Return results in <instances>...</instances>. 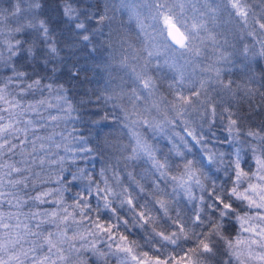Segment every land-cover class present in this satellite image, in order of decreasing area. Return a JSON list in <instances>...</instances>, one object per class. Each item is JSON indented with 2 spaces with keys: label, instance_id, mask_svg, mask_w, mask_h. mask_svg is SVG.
Instances as JSON below:
<instances>
[{
  "label": "snow or ice",
  "instance_id": "obj_1",
  "mask_svg": "<svg viewBox=\"0 0 264 264\" xmlns=\"http://www.w3.org/2000/svg\"><path fill=\"white\" fill-rule=\"evenodd\" d=\"M7 3L5 8L4 0H0V228L7 230L5 240L0 242V264H88V260L92 264H111L112 260L116 264H264V123L245 127L242 122L245 118L231 106L222 107L218 113L217 104L209 94L210 90H215L213 85H218L221 91L235 95L234 82L225 81L220 65L239 62L243 70L249 71L254 58L249 54V46L245 45L236 53L225 55L222 52L215 62L200 68L201 73L208 75L196 76L188 67L194 63V58L202 56L207 41L217 43L216 36L202 19L207 12L196 9L200 15L189 16L184 0H150L148 13L141 18L132 0L130 11L145 35L146 56L139 70L131 68L126 87L118 85V90L106 98L120 109L115 122L125 128L133 125L143 128L147 133L157 127L147 118L153 109H170L178 117L202 110L201 116L206 114L210 124L216 123L217 116L226 119V131L239 142L227 162L228 179L220 186L213 181L206 189L196 174L199 170L196 161L185 158L183 173L179 177L170 176L168 161L157 159L146 135L133 128L132 141L123 149L124 159L151 161L159 180L175 181L173 192L178 186L189 201L197 200L200 205L188 221H181L169 216L165 200H155L175 229L165 233L152 228L154 236H149L146 243L154 246L150 242L159 237L156 244L179 246L183 254L178 258L173 255L162 258L160 248L156 247L157 254L150 256L148 251H138L137 242L130 241L120 231L121 225L127 231L129 221L117 215L113 197L119 198L121 208L128 206L140 227L149 224L153 217L143 210L146 205L134 203L132 193L120 183L115 168L112 169L113 181L121 191L109 183L105 168L99 173L103 186L87 176V198L77 192L75 204L70 206H64L66 189L61 183L68 178L58 176L55 183L59 187L44 188L49 179L35 170H43L45 164H55L61 173L69 171L71 179L76 180L85 175L83 170L78 177L64 165L87 158L80 154L90 157L96 154L82 134L68 133L79 145L74 149L63 142L67 140L63 132L55 131L61 121L82 119L74 115L78 110L56 75V61L63 48L58 46L55 33L59 25H66L68 32L77 38L76 42L88 48L94 39L93 21L99 25L111 19L108 13L115 9L113 0L105 4L103 13L89 11L92 5L81 9L76 0H7ZM205 3L207 11L216 14L214 20L220 13L230 19L239 18L236 23L241 31L260 45L254 55L264 57V0H260L259 13L252 10L250 0H205ZM120 4L128 7L126 0H120ZM54 16L58 17L56 21ZM99 31L96 27V32ZM162 54L165 56L163 65L173 71L167 84L171 99L161 91L162 85L152 72L153 67L157 70L161 67L154 57ZM233 55L236 60L230 59ZM125 60L121 58V66H127ZM251 91L246 88L245 96ZM53 94L57 103L52 102ZM260 94L264 96V92ZM124 100L127 104L121 103ZM73 131H76L75 126ZM188 135L197 144L201 143L202 137L194 131H189ZM57 136L61 137L60 142ZM53 148L56 151L53 152ZM106 148L107 145L96 146L101 153ZM177 155L183 157L184 154L177 151ZM49 156L56 159L49 160ZM207 159L208 163L214 162L211 155ZM128 175L131 177V173ZM133 183L139 191H144L134 179ZM193 185L200 188L201 195L194 196ZM156 187L159 188V183ZM90 200H95V207ZM43 205L52 207L41 209ZM69 207L73 208L72 212ZM105 212L109 215L102 219ZM179 215L177 211V217ZM85 220L90 223L84 232L73 228ZM181 241L191 243L185 249ZM98 242L105 247H98ZM85 252L90 253L87 259L82 256Z\"/></svg>",
  "mask_w": 264,
  "mask_h": 264
},
{
  "label": "trees",
  "instance_id": "obj_2",
  "mask_svg": "<svg viewBox=\"0 0 264 264\" xmlns=\"http://www.w3.org/2000/svg\"><path fill=\"white\" fill-rule=\"evenodd\" d=\"M137 1L134 0L135 8ZM108 2L109 0H76L81 9H84L87 5H92L93 7L88 9L92 13H103L104 6ZM113 2L115 9L110 10L108 13L111 19L105 20L99 25L93 21L94 39L88 48L76 42L77 38L68 32L66 25H59L55 33L58 46L63 48L60 59L56 61L58 65L56 75L59 78V83L63 84L68 90V97L78 110L74 115L82 117V119L77 120L67 119L61 121L60 126L55 131L57 133L63 132L67 136V140L63 142L74 149L78 148L79 145L72 139V136H68V133L71 132L73 135L82 134L88 141V146L93 148L96 154L94 157H90L86 153L80 154L87 158L64 165L65 169L70 170L72 174L78 177H80V171L83 170L85 175L76 180L71 179L69 171L61 173L59 166L55 164H45L43 170L40 168L35 170L40 172V175L45 179H49V183L43 185L44 188L55 189L59 187L55 183L58 176L64 175L68 178L67 182L61 181V183L64 184L66 189L63 192L64 206H70L75 204L77 192L85 195L87 198L85 187L89 183L87 176L90 175L95 183L103 186L99 173L105 168L108 169L105 175L108 177L109 183L113 184V187H116L118 191H121L122 189L115 185L113 181L112 169L115 168L119 173L120 183L132 193L134 203L146 205L143 210L150 212L153 217V220L149 224L140 227L133 219L128 206L125 205L121 208L118 203L119 198L113 197L114 206L117 208V215L129 221L127 231H125V226L123 225H121L120 231L127 235L130 241L135 240L137 242L140 246L137 249L138 251H148L151 256L157 254L155 251L156 247L160 249L163 247V245L155 243V241L159 240V237H155V240L150 242L154 246L146 243V239L149 236H154L152 228H155L156 231H164L165 233L175 229V225L172 224V221L168 217L164 216L163 209L155 203V200H165L169 208V216L173 220L180 219L181 221H188V218L193 214V210L199 208L200 205L197 200L189 201L184 190L178 186L176 187V191L173 192V186L176 184L175 181L171 179H168L167 182L159 180V173L152 167L151 161L144 159L126 161L124 159L123 149L132 141V132L129 134L122 123L115 122L114 117L120 115V109L114 107L113 102L106 100V98L109 94L118 90V85L126 87L130 82L132 67H136L139 70L138 64L141 65L143 58L146 56L144 48L147 42L144 33L138 28L132 11H130L133 6L132 0H126L128 3L127 8L121 6L120 0H113ZM187 2V7H191L193 12L196 9L207 12L205 0H187ZM139 6L143 8L142 11L146 15L148 13V6L146 8L143 5ZM3 7H8L7 0H4ZM209 12L205 15V20L210 24L211 30L215 29L212 33L216 36L217 43L213 45L211 42H206V46H203L204 51L202 56L196 57L202 59L199 65L201 68L217 60L215 52L217 51L216 49H220L221 45H223L224 54H229L232 48L231 42L235 43V40H231L230 44H225L231 37H228V35L233 33V29L231 28V23L233 22L223 13L217 15V19L214 20L213 16L216 14ZM57 19L58 17H53L54 21ZM96 27L100 29L98 33L96 32ZM71 44L75 46L72 47ZM253 45L255 46L254 48ZM251 46L249 54L254 58L251 61L249 71L243 70L239 62L232 66L225 63H221L220 65L223 68L222 75L225 81L231 80L234 82L232 88L235 95L232 96L226 91H221L218 85H213L215 90H210L209 93L217 104L218 113L222 107L231 106L234 111L238 110V114L245 118L242 121L245 127L250 124L264 123V96L260 94L264 92V88H261V85L264 84V57L254 55L260 48L259 44L256 45L252 42ZM93 48L96 51H92ZM122 57L126 58V67L120 64ZM158 57H154V59ZM196 58H194V63L188 67V71L193 72L196 76H200L201 74L208 75L207 73H201L200 69L197 70L195 62L198 60ZM152 72L162 85L161 91L171 99L172 97L167 90V84L171 81L172 69L164 66L162 63L159 70L153 67ZM121 77H123V80L120 79ZM250 77L252 78L251 82ZM246 88L252 90L249 96H245L244 94ZM52 102L57 103L54 99V94ZM121 103L127 104V101L124 100ZM52 111L55 112V110ZM201 111H192L184 114H193L190 116L192 125L188 126L187 131L175 123H168L170 113L175 114L170 109H164L161 113L159 112L160 118L164 121L162 127L163 132L165 131L164 133L161 132L157 135L158 132L155 133V130L149 129L147 133L141 128H135V130L141 135H146L148 143L155 149L157 159L168 161L170 176L175 175L179 177L183 173V161L185 158L196 161V166L199 169L197 175L207 189L213 181H215L217 186H220L228 179L227 171L230 170L227 169V162L235 147L239 146V142L233 140L232 136L226 131V119L221 120L217 116L216 123L210 124L206 114L201 116ZM184 115L179 117H184ZM74 126L76 127L75 132L73 131ZM189 131H194L198 137H202L199 144L205 149L204 151L209 152V149L211 151L217 150L220 156L223 157L221 159L223 164L208 163L207 156L198 152L197 143L188 135ZM173 132H176V134L172 140L170 136H173ZM56 139L58 142L61 141L60 136H57ZM97 145H107V148L101 153L96 150ZM52 151L54 152L56 149L53 148ZM177 151L183 153V157L177 155ZM52 159H56V157L49 156V160ZM129 173H131V177H129ZM133 179L143 186V192L139 191L133 183ZM157 183H159V188L156 187ZM195 193V196L202 194L201 191L199 194ZM89 203L95 207V200H90ZM51 207L52 205H43L41 209ZM68 210L72 212L73 208L69 207ZM177 211L180 214L179 217H177ZM107 215L109 214L103 213L102 219ZM93 216H95V213H93ZM12 223H15V221H12ZM89 223L90 221L85 220L79 226L73 225V228L84 232ZM140 223L143 222L141 221ZM5 231L7 230L0 228V242L5 240ZM13 235H15V232H13ZM69 235H71V229L69 230ZM89 239H93V237H89ZM190 243L191 241L180 242L181 245H184L185 249ZM97 246L100 248L105 247L104 244H100L99 242ZM25 247H27V244H25ZM166 247L171 248L175 256L183 254V249L179 246H164V248ZM89 255L90 253H82L85 259ZM161 257L163 258V255ZM88 264H92V261L88 260ZM111 264H116L115 260H112Z\"/></svg>",
  "mask_w": 264,
  "mask_h": 264
},
{
  "label": "rangeland",
  "instance_id": "obj_3",
  "mask_svg": "<svg viewBox=\"0 0 264 264\" xmlns=\"http://www.w3.org/2000/svg\"><path fill=\"white\" fill-rule=\"evenodd\" d=\"M147 1H149L150 2V0H138L137 1V6H136V8H135V10H136V12L137 13H139L140 14V16H141V18H143V16L145 15V13L142 11V9L143 8H141L139 5H143V7H145L146 8V6H148V4H149V2H147ZM184 3L186 4V12L188 13V15L189 16H192L193 14H195V15H200V13H198V12H193V10H192V8L191 7H187V0H184ZM145 5V6H144ZM250 7L252 8V10L253 11H256L257 13H259V11L261 10V4H260V0H250ZM208 12V11H207ZM210 13V12H209ZM202 19L204 20V22L207 24V27L211 30V26H210V24L205 20V15L202 17ZM239 18H234V19H230L229 18V20H231L233 23H231V28L233 29V33L230 35H228V37H230V39L228 40V41H226L225 42V44H230V41L232 40V41H234L235 40V43L233 42H231V53H236V52H238L239 50H241L245 45H248L249 46V51H250V48L252 47L251 45H252V42L254 43V44H256L255 43V41H253V38L251 37V36H248L247 34H246V32H243V31H241V26L240 25H238L237 23H236V20H238ZM138 28H139V25H138ZM140 30V29H139ZM213 31H215V29H213V30H211V32H213ZM207 42H211V41H207ZM211 44H212V42H211ZM257 45V44H256ZM223 45H221V47H220V49H216L217 51L215 52V58H218L220 55H221V53L223 52H225L224 51V48L222 47ZM214 51V50H213ZM230 51V50H229ZM225 55H227V54H225ZM164 58H165V56L162 54V55H160L158 58H156V60H158L161 64L163 63V61H164ZM198 61H196L195 62V65H197V64H199L200 65V62H201V58H196ZM230 59H232V60H236L237 59V57L235 56V55H233V56H231L230 57ZM225 64H228V63H225ZM229 66H232V65H234V64H228ZM140 66V64H138V67ZM201 67L199 66V67H197V70H199ZM202 75V74H201ZM164 107V106H163ZM163 107H161L162 109H163ZM159 112L161 113V111H157V110H155V109H153L152 111H151V115L150 116H148L147 118L148 119H150V120H153V122H154V124L155 125H157V127H155L154 129H150V130H155L154 132L156 133V132H158L157 133V135L159 134V133H164L163 132V125H164V121H163V119L162 118H160L161 117V115L159 114ZM193 114H188V115H184V117H178L176 114H171L170 113V120L171 121H173L172 123L174 124H176V125H178V126H181V128L183 129V130H186L187 131V128H188V126L191 124L192 125V122L190 121L191 120V118H190V116H192ZM133 128H138V127H136V126H132V127H130V128H126L127 129V131L129 132V134H130V132H132V130H133ZM141 129H143V128H141ZM175 134H176V132H173V136L171 137L170 136V138H172V140L174 139V137H175ZM187 134V133H186ZM168 135V134H167ZM169 138V139H170ZM197 147H198V152H201V153H203V154H205L207 157L209 156V155H211L212 157H213V164H219V165H221V164H223L222 162H221V159L223 158V157H221L220 156V154L218 153V151L217 150H212L211 151V149H209L210 151L209 152H206V151H204L205 149L204 148H202L201 147V145L200 144H197ZM200 149V150H199ZM197 174V173H196ZM182 189V188H181ZM183 190V189H182ZM192 191H193V194H194V196H195V192H197V194H199L200 193V188L198 187V186H195V185H193V188H192ZM245 235H247V234H245ZM151 254V253H150ZM156 254V253H155ZM175 253H173L172 252V249L171 248H164V246L160 249V254L159 255H163V258H166L167 256H169V255H173V256H175L174 255ZM177 258L179 257V256H176ZM170 264H171V262H170Z\"/></svg>",
  "mask_w": 264,
  "mask_h": 264
}]
</instances>
